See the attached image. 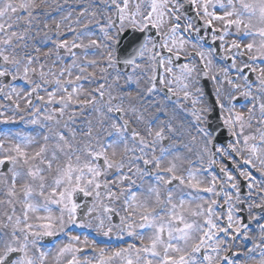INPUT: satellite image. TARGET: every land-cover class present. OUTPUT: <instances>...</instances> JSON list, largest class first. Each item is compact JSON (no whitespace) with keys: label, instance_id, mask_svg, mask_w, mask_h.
Masks as SVG:
<instances>
[{"label":"snow or ice","instance_id":"6c2138e0","mask_svg":"<svg viewBox=\"0 0 264 264\" xmlns=\"http://www.w3.org/2000/svg\"><path fill=\"white\" fill-rule=\"evenodd\" d=\"M108 2L110 10L114 8V11L101 31L108 38L110 30H117V42L120 32L126 28L139 33L122 62L132 66L134 72L136 69H146V92L149 95L157 93L159 85L161 90L167 89V93L173 95L183 92L184 100H188L191 96L189 82H193L194 74L207 78L212 69V60L210 53H206L200 44L203 37L192 35L196 33L199 36L201 28L186 15L185 0ZM187 3L204 21V29H211L213 41L221 42V49L226 47L224 42L231 35L230 30L235 29L238 39L227 46L233 68L236 67L237 56L248 55V60L243 61V66L237 69L243 86L227 78L228 71L224 69L231 91L222 95L219 85L224 81L212 76L213 83L217 85L214 91L216 105L222 113L227 114L220 119L235 138L234 142L230 141L227 149L217 147L208 128L195 126L199 141L197 136H192L191 142L184 145L192 152V144H198L197 158L203 160L206 155L208 168L203 164L197 168L190 158L181 156L178 149L172 145L165 146V141L175 139L178 134L191 135L190 129L181 132L171 123L154 129V121L145 124L143 131L146 135L130 128L129 121L124 119L127 110L120 104H114L116 98L110 94L105 99L103 83L98 85L95 94H90L92 98L85 100L82 107L91 106L100 116L112 114L107 115L112 129L109 138L93 143L90 126L83 133L88 139L78 140V130L72 127L74 113L63 122L61 128L66 110L80 100L84 86L76 82L84 78L81 74L89 67V64H77V53L72 50L86 48L76 40L90 33H81L71 43L67 40L56 42V60L53 64L61 59L60 49H66L71 54L72 63L66 68L62 67L59 73L51 69L46 72L45 64L39 57L25 51L29 47L27 34L36 19L34 10L39 7L36 0H0V79L11 77L15 81L20 78L30 86L25 89L24 99L26 106L35 111L28 123L39 124L42 129L48 130L47 133L35 135L0 131V167L11 165L7 173L0 172V193L6 197L0 199V204L12 206L11 214H4L7 222H0V228L10 229L0 233V264H49L52 253L44 250L41 241L44 237L55 235L57 228L64 231L69 224L95 228L104 236H110L115 228L120 234L127 233L142 242L145 240V230H151V235L147 237L149 243L146 246L131 243L112 252L101 247L91 260L85 257L83 261L79 255L82 249L78 245L83 243L87 246L89 241L71 236L69 242L52 256L54 264H237V260L233 259L237 253L225 245H228L229 237L232 241L241 236L245 240L249 238L250 225H245L235 215L237 211L243 212L245 206L259 234H252L251 247L245 245L247 251L241 264H264V223H261L264 221V0H187ZM217 11H222V14L218 15ZM21 21H24L23 25ZM216 22L223 25L222 30L214 26ZM56 28L59 30L60 25L57 24ZM149 28L155 30L153 35L145 34ZM181 33L187 34L188 38ZM239 34L251 41L243 44L244 53L240 51L243 40ZM91 44L96 45L97 41L91 40ZM188 45L196 50L203 67L198 68L195 57L187 53ZM232 49L237 50L235 54ZM45 55H51V52ZM84 55L87 57L88 52L85 51ZM182 55L188 58L177 71L176 62ZM108 60L111 67V52ZM37 65L39 70L35 67ZM91 66L95 67V64ZM74 68L81 73L75 75V81L71 79ZM244 69L258 73L255 81L244 74ZM37 75L39 79H36ZM9 88L11 92L6 93ZM197 91L202 92V89L198 87ZM42 92L46 93V97L41 95ZM237 93L247 98L246 104H251L246 116L243 111H236ZM13 94L17 98L16 108L19 109L21 93L10 84H0V95L11 100ZM33 96L42 102L41 105L33 103ZM192 103L195 106L201 100L193 99ZM214 108L209 105L205 111H213ZM131 111L135 112L136 109L132 108ZM191 115L196 121L204 122V116L195 107ZM0 116H4V113L0 112ZM9 120L11 117L2 122ZM137 120L143 122V117L137 116ZM101 123L103 125V121ZM246 129L254 131L246 132ZM217 153L227 155L236 164L240 177L247 181V197H241L239 178L231 170L222 166L220 171L223 175L220 176L210 171L217 163ZM236 157H240V160ZM184 163H187V168H182ZM253 170L259 172L260 177H256ZM108 175L115 176V180L102 181L101 178ZM202 175L210 176V179H202ZM133 177H138L141 185H136ZM145 177H151L154 181L146 189L143 188ZM254 192L255 199L252 198ZM77 193L93 198L92 206L87 208L83 218L78 217L80 205L74 199ZM36 197L41 199L37 200ZM102 197L109 203L104 204ZM220 197H224L227 206L226 226L222 223L224 217L216 214ZM120 198H123L122 207L117 212L110 205L119 203ZM17 203L22 206V218L16 215ZM52 205L59 207V216L53 215ZM256 209H260L258 216ZM121 212L125 214L121 215ZM30 213L42 222L30 223ZM114 215L119 216V224L113 223ZM91 246L96 249L95 243Z\"/></svg>","mask_w":264,"mask_h":264},{"label":"rangeland","instance_id":"374dc122","mask_svg":"<svg viewBox=\"0 0 264 264\" xmlns=\"http://www.w3.org/2000/svg\"><path fill=\"white\" fill-rule=\"evenodd\" d=\"M36 3L39 5V7L34 10L36 19L33 20L32 27L27 34L29 37V39L27 40V44L29 45V47L25 49V51H28L30 53L36 52V49L39 48L40 51L33 56H37L39 54L40 57L45 58L39 59L42 63H47L45 67L48 70L52 68L51 71L59 73L61 69L59 65L62 64V62L66 59L63 57L64 54H62L61 52L62 49H60L59 55L61 59L55 65L53 64V61L56 60V41L49 40L48 32L46 30L47 27H45V25L47 22V26L51 25L52 27L57 29L56 25L59 24V30H54L56 32H65L69 29H73V39L75 37H78L80 35V29H76L78 28L79 24L78 18L76 19V5L78 4L68 3L66 0H43V2H41V0H36ZM55 4H57V6H54ZM76 42L82 43L83 45L87 46L86 48H77L72 50L77 53V64H89V67L87 71L82 74L79 72L78 68V73L74 72L73 69V75L81 74L84 77L81 82H85V89L97 91L98 85L101 84L103 80H109L110 82L113 80V78L115 77V73H113L114 67L113 65L109 67V62H106L105 51H103L104 45H93L91 43H85L82 42L81 39H77ZM62 51L65 52L64 49ZM85 51L88 52L87 57H85L84 55ZM49 52H51V55L46 56L45 53ZM71 63L72 61L70 62V60L65 62L64 68H66ZM93 63L95 64V67L91 66ZM102 69H104V71H102ZM65 77L67 78V73H65ZM72 77V80L75 79V76L73 78ZM118 79L120 78L118 77ZM89 81H91V83ZM78 82L79 81H77L76 83ZM113 88L115 89V92L111 96L115 97L117 94V85L113 84ZM180 154H183V151ZM188 158L195 162L196 167L199 168L197 165L198 162L194 158ZM183 165L182 168L188 167L187 163H184ZM232 174L238 177L235 173ZM185 191H188V189H185Z\"/></svg>","mask_w":264,"mask_h":264},{"label":"bare ground","instance_id":"6f19581e","mask_svg":"<svg viewBox=\"0 0 264 264\" xmlns=\"http://www.w3.org/2000/svg\"><path fill=\"white\" fill-rule=\"evenodd\" d=\"M229 39H230V36H227ZM235 38H236V36H235ZM248 42H251L250 41V39H248L247 40V43ZM242 48H243V46H242ZM190 50H193V48L191 47V45H188L187 46V52L188 51H190ZM243 53H244V48H243ZM237 58V57H236ZM248 59H237V61H236V66L237 67H240V66H243L242 65V62L243 61H247ZM195 62H196V65L197 66H199V67H201L202 66V64L200 63V59H199V56H196V58H195ZM218 70V66L217 65H213L212 64V69H211V71L209 72V81H210V83L212 84L213 83V81H212V76L215 74V72ZM228 77H229V74H228ZM227 77V78H228ZM226 77H223V81H225L226 79H227ZM237 81V83H240L238 80H236ZM229 89L231 90V85H229ZM242 90H243V88H242ZM185 129H190V127H189V125L187 124V123H185L184 124V130ZM251 131H254L253 129H249V131L248 132H251ZM185 142H188V143H190L191 142V137H190V135H186L185 134ZM193 145V152H195V154L198 152V150H199V147H198V144H196V143H193L192 144ZM238 160H240V159H238ZM242 162V161H241Z\"/></svg>","mask_w":264,"mask_h":264}]
</instances>
